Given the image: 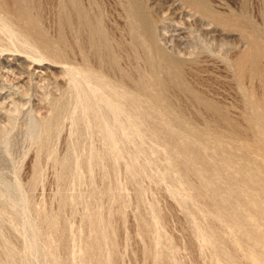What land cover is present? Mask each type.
<instances>
[{"label":"rangeland","instance_id":"obj_1","mask_svg":"<svg viewBox=\"0 0 264 264\" xmlns=\"http://www.w3.org/2000/svg\"><path fill=\"white\" fill-rule=\"evenodd\" d=\"M25 1L33 35L0 6V264H264V128L248 124L264 68L237 79L232 63L247 48L239 27L208 30L180 0H143L163 49L199 52L184 77L227 115L216 122L170 88L178 121L118 79L122 69L149 74L126 0H77L92 37L104 32L114 45L117 69L91 52L77 21L59 31L61 0ZM210 2L264 31L263 0Z\"/></svg>","mask_w":264,"mask_h":264},{"label":"bare ground","instance_id":"obj_2","mask_svg":"<svg viewBox=\"0 0 264 264\" xmlns=\"http://www.w3.org/2000/svg\"><path fill=\"white\" fill-rule=\"evenodd\" d=\"M180 1H181V4L183 7L189 8L190 10L193 11V12L191 11L189 16H191V14H193L194 15L193 17H195L199 21H201V22H203L204 20L207 21L208 26L206 27V29H208V30L216 29V28H214V26L216 27L217 25L218 26L221 25L222 27H224L223 29H225V27H228V28L233 27V29H234V26H237V28L239 27L238 29L240 30L239 31L241 34L240 36H242V38L244 37V39L246 38L248 42L246 41L247 48L244 49L243 51H240V53H238L236 55V58L234 59V61L232 63L234 68H235L237 79H240V81H241L242 77L245 76V74H249L252 77L260 76V71H261V69L264 68V31L260 32L259 30H257L258 28H255V27L249 29L246 27V24H244V21L242 19L232 18V17H230V15L228 16L226 14L225 15L220 14L221 13L220 11H219L220 12L219 13L213 9L211 2H210L211 0H180ZM263 2H264V0H263ZM28 3L29 2H27L25 0H0V6L4 7L6 13H7V10L10 11L9 12L10 14L7 13V15L12 17V18H16L22 24L24 23V27H26V31L30 35L31 34L33 35V32L38 30V28H37L38 25H36V22H35L34 18L32 17V14H31L32 12L30 11L31 10L30 8L32 6L29 7L30 3L29 4ZM6 5H7V7H6ZM6 8H7V10H6ZM145 8L146 7H144L143 0H126V3H125V9L127 12L126 14H128V17H129V18L128 17L127 18L130 19L129 20L130 23H128L129 24L128 27L130 29V38H131L130 40H132V42L137 44V45H142L143 43L145 45L147 43V45H148L149 51H147V53L145 54V61L146 62L144 61L145 63H147V65L149 67L148 68L149 74H147L148 77L146 74H143V73H140L137 76H135V75L133 76L130 72H125L126 70L123 71V69H122V70H119V73H118V75L120 74L118 76L119 81L129 80L131 82L129 84H131V86L134 88V90H136L137 93L145 95L149 98V100L152 104L151 106L156 108V110L152 109L153 111H157L159 114H161V116H165V117L168 116V117H170L169 119H172V120L177 119L178 121L185 119V117L183 116L184 112L182 114L180 112V110L174 111L172 106H171L173 99H172V96L170 97L167 94V89L171 88V89H175V90L184 92L187 95H189L193 100H195L198 103V105L200 104L207 111H209L211 113L214 121L220 122L222 120L223 121L226 120L227 119L226 113L217 104H215L212 101L207 100L205 97H203V95L201 96L195 90V88H193V86H192L193 84L186 81V79L184 77L185 72L187 74L188 70L190 71L192 68L196 67L195 65H196V62L198 60L199 52L195 53L191 49H188L187 51L185 49L183 51L182 50L179 51L180 52L179 55H175L176 53L175 54L170 53L172 51L171 50L172 47L170 49L171 51H169V52L166 51L165 49H163L164 44L162 45L163 48L160 46L163 42H161V44L159 45L160 42H158V34L156 32V29H155V25L157 26V24H155L157 20L154 17L150 16L149 13H147ZM1 9L2 8H0V10ZM58 18H59V21H58L59 31L65 24H67L68 21L69 22L77 21L81 27L85 28L88 31V34H87L88 38L85 39L83 42L92 49L91 52L96 55V54H99L98 51H100L101 52L100 54H104L106 56L107 60L110 61V64H112V66L115 69L119 68L118 56L112 52V47L114 45L111 47L110 41L108 40L109 38H107L108 36H106V34L104 32H102L99 36L96 35L97 37H99L97 39V41L92 37V22H94V21L90 20V18L88 17V15H86V12H84V10L79 5L77 0H61V2L59 3ZM99 20L100 19H98V21ZM181 26H179V27H181ZM182 28H183V26H182ZM103 31H105V29ZM228 31H230V30H228ZM60 33L62 34V32H60ZM59 37L61 40H63L61 38V36H59ZM62 37H63V35H62ZM60 39L58 38V40H60ZM159 39H161V37ZM57 42L60 43L59 41H57ZM145 45H143V46H145ZM42 46L47 47L46 45H42ZM224 47H222V48H224ZM47 48H46V50H47ZM175 48H176V46H175ZM210 48H211V46H210ZM206 50H207V48H206ZM197 51H198V49H197ZM203 51H204V49H203ZM205 51H204V53H205ZM208 56H209V54H208ZM209 57H211V56H209ZM199 59H200V56H199ZM202 59H200V60H202ZM204 60H205V58H204ZM208 61L206 63H208ZM198 63H202V62L198 61ZM206 63H204V64H206ZM120 64H121V62H120ZM200 68H203V66ZM200 68H197V69H200ZM263 71H264V69H263ZM160 72L162 73V76H160V74H159ZM194 72L196 73V71H194ZM197 72H199V71L197 70ZM197 74H195V75H197ZM185 76H187V75H185ZM194 78L196 79V77H194ZM190 79H192V77H190ZM127 84H128V82H127ZM96 86L98 87L99 84ZM99 88L102 90V87H99ZM95 90H96V88H95ZM97 91H94V92H97ZM169 95H171V94L169 93ZM259 97H260V95H259ZM259 97H258V99L254 98L250 102V106L252 109H254V115H255L253 117L250 116L251 118H250V121L248 122L251 129H257L259 127L264 128V123L261 122V119L264 118V97L261 98L262 97L261 96L260 99H259ZM124 100H126V99H124ZM127 100H128V98H127ZM105 101H106V99H105ZM114 102H117V101H114ZM115 104H116V106L111 104V106L114 107L112 109H114L116 112L115 115L121 114L122 107L120 106V104L119 105H117V103H115ZM142 111H144V110H142ZM144 112H146V111H144ZM117 117H118V115H117ZM172 126H174V124ZM177 127H178V125H177ZM179 127H178V129H179ZM229 127H231V129L233 128L234 130L236 129L233 126H229ZM180 128H184V126H182ZM189 133H191V135H192V132L189 131ZM189 136H190V134H189ZM258 144H260L262 147L264 146V142L260 139L258 141ZM182 145L184 146V144H182ZM187 145H189V144L186 143L185 147H183V148L181 146L180 151H182V150L185 151V149H191L190 147H192V146H190L188 148ZM175 146H179V145L175 144ZM178 150H179V147H178ZM190 155H191V157L193 156V158H195L196 161H198V162L200 161L204 165V167L207 166L206 161L204 160V158L201 155H199V153H191L190 152ZM238 176H240V175H238ZM246 178H248V177H246Z\"/></svg>","mask_w":264,"mask_h":264}]
</instances>
